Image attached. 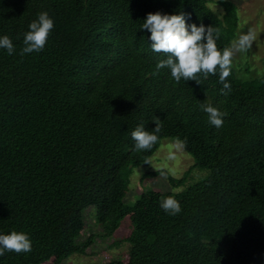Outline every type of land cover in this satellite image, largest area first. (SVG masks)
<instances>
[{"label":"trees","instance_id":"obj_1","mask_svg":"<svg viewBox=\"0 0 264 264\" xmlns=\"http://www.w3.org/2000/svg\"><path fill=\"white\" fill-rule=\"evenodd\" d=\"M0 0V234L27 233L32 250L6 251L0 264H64L84 255V212L96 209L106 237L126 233L121 260L96 264H264V76L243 80L235 67L221 94L219 70L200 83H177L156 64L142 24L149 13L180 14L188 25L219 29L217 47H230L238 6L219 0ZM54 21L44 49L20 55L23 34L41 12ZM249 72V70H246ZM241 74V73H240ZM210 102L222 127L200 108ZM162 125L150 151H135L131 131ZM186 141L195 168L210 175L181 192L152 189L124 204L129 180L164 139ZM147 172L142 180L155 178ZM182 211L167 214L163 198ZM128 224V226L126 224Z\"/></svg>","mask_w":264,"mask_h":264},{"label":"clouds","instance_id":"obj_2","mask_svg":"<svg viewBox=\"0 0 264 264\" xmlns=\"http://www.w3.org/2000/svg\"><path fill=\"white\" fill-rule=\"evenodd\" d=\"M53 28L54 21L49 13L46 11L39 13L38 18L29 24V30L23 34L24 47L20 55L42 51ZM145 29L151 33L149 39L152 50L168 57L156 64L154 75L167 68L177 83L181 79L200 83L198 74H203L206 79L209 74L215 75L219 70L223 95H227L231 90V85L226 80L231 73L233 56L237 52H247L256 41L254 30L249 29L246 33L240 34L238 39H234L230 47L220 50L216 43L220 36L219 29L206 28L203 24L199 27L195 23L188 25L183 12L171 15L160 12L149 13L142 24V30ZM0 48L6 49L9 55L15 51L13 42L7 35L0 37ZM200 108L207 114L211 125L222 127L226 113L221 112L210 102L202 103ZM153 123L155 124L153 131H147L143 124L131 131V138L135 141V151H150L158 142L157 134L161 132L162 125L158 117ZM185 144L186 141L179 138L175 141L177 149H182ZM169 158L174 157L170 154ZM160 207L173 216L182 211L179 201L173 196L163 198ZM31 250L32 242L27 233L12 231L10 234H0V256L6 251L20 254Z\"/></svg>","mask_w":264,"mask_h":264},{"label":"rangeland","instance_id":"obj_3","mask_svg":"<svg viewBox=\"0 0 264 264\" xmlns=\"http://www.w3.org/2000/svg\"><path fill=\"white\" fill-rule=\"evenodd\" d=\"M218 1L210 0L209 6L222 17L225 11ZM228 1H232L238 6L239 28L235 39H238L240 34L246 33L249 29L254 30L256 35V41L247 52H237L233 56L232 66L235 67L243 80L259 79L264 76V0ZM175 141L164 139L154 156L145 165L133 170L129 180V191L124 198L125 205H134L142 194L152 189H159L163 192H181L210 175V171L207 169L195 168L183 186L172 187L169 178H181L194 165L192 156L186 153L183 148L177 149ZM170 154L174 158L170 159ZM156 171L160 172L157 177L142 180L147 172ZM84 223L85 230L77 239V244L81 245L91 237L93 244L84 255H73L64 264L105 263L111 260H121L129 252L130 245L122 241L126 233L118 234L116 237H106L102 225L96 221L94 207H89L84 212ZM126 225L128 226V224Z\"/></svg>","mask_w":264,"mask_h":264}]
</instances>
